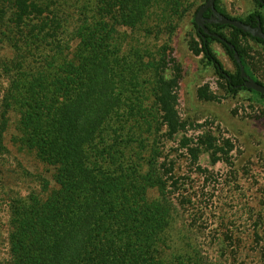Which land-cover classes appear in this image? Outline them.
Masks as SVG:
<instances>
[{
  "label": "trees",
  "instance_id": "obj_1",
  "mask_svg": "<svg viewBox=\"0 0 264 264\" xmlns=\"http://www.w3.org/2000/svg\"><path fill=\"white\" fill-rule=\"evenodd\" d=\"M252 1L264 10L258 0ZM66 2L0 0V29L8 33L14 52L0 63L11 83L0 115V209L5 206L8 216L7 257L0 264H221L197 243L198 237L214 234L233 261L241 259L243 244L227 218L218 230H207L215 217L198 209L186 217L191 225L180 228L177 203L170 198L173 189L174 202L182 194L179 183L155 163L154 129L163 126L165 136L172 138L186 128L178 114L179 65L167 47L151 61L137 53L127 60L121 50L118 28L134 32L146 27L148 11L157 8L161 17L170 18L160 33L170 36L176 28L172 19H180L189 0H115V5L110 0H75L70 10ZM215 9L252 27L259 22L264 32L259 11L230 17L219 0ZM192 25L195 37L189 49L213 67L225 92L234 97L249 91L264 100L244 87L234 59L236 52L245 75L264 86L249 58L252 50L264 51V41L228 25L205 24L208 34L196 27L194 18ZM213 44L223 49L234 72L223 67ZM37 46L48 48L41 67L34 55ZM146 71H153L152 106L142 98L141 90L150 89L140 84ZM197 97L217 99L207 85L197 90ZM190 142L181 139L193 162L206 153L213 164L229 163V140L221 144L204 132ZM18 156L46 169L48 178H41L39 192L21 194L19 185L30 172Z\"/></svg>",
  "mask_w": 264,
  "mask_h": 264
},
{
  "label": "rangeland",
  "instance_id": "obj_2",
  "mask_svg": "<svg viewBox=\"0 0 264 264\" xmlns=\"http://www.w3.org/2000/svg\"><path fill=\"white\" fill-rule=\"evenodd\" d=\"M62 1L59 0V3ZM66 1V6L70 10L75 0ZM205 2L206 0H189L187 9L182 12L180 19H172L176 28L170 36L160 33V29L165 23H169L170 18L161 17L160 9H150L145 19L146 27L134 32L118 28L120 39L123 41L121 50L123 58L127 60L131 54L137 53L143 61H151L152 58L159 57L163 47H167L170 59L175 60L181 69L177 89L178 114L186 123L185 131L168 138L165 136L163 126L154 129L158 137L155 163L161 172L164 169L170 171L182 192L176 202L173 200L177 195L174 189L170 194L173 204L177 203V221L180 228L182 229L186 223L191 225L186 221V217L198 209L215 217L211 223L206 224L207 230H218L221 221L225 222L227 218L232 222L230 226L243 244L241 259L233 261L230 250L226 249L225 243L215 234L206 239L197 238V243L205 254L210 260L219 261L221 264H264V224H259L264 217V100L249 91H241L234 97L230 96L221 87L223 81L216 76L213 67L206 66L202 56H195L190 51L189 45L195 37L192 20L197 8ZM110 4L115 5V0H110ZM219 6L234 18H244L255 11L264 15V10L258 8L252 0H219ZM74 17L71 16L70 19ZM8 37L5 29H0V63L10 60L14 55ZM37 47L39 50L34 55L38 59L37 66L41 67L43 65L41 59L48 52V48ZM52 48L51 51L56 50L55 45ZM213 49L223 67L234 72V66L223 49L217 44H213ZM249 58L256 68L255 77L264 84V51L252 50L249 52ZM1 67L0 65V115L1 105L11 85L9 77L2 73ZM171 67L170 61L169 68ZM147 71L146 75L144 73L142 76L140 84L147 89L150 85V89L141 92H145L142 94L144 103L152 106L154 92L150 83L153 80V71ZM169 74L167 71L165 75ZM204 85L209 87L217 98L216 101L198 99L197 90ZM9 118H12V114ZM9 129L10 126L5 127L6 132H9ZM204 132L215 136L221 144L225 140L231 142L233 147L229 153V163L219 161L213 164L211 157L206 153L201 154L197 162L192 161L186 149L182 148L181 139L183 136L190 138V144L193 145L196 137ZM151 154L145 156L150 157ZM18 160L26 171L30 172V176L24 173L22 180L24 184L19 185V188H22L21 194L26 195L29 191L39 192L41 178H48L46 169L33 163L26 156H18ZM11 163L15 165L13 161ZM196 166L202 167L205 172L196 171ZM189 200L192 201V205L188 204ZM7 219V210L4 206L0 209L2 259L7 257ZM256 231L259 236L257 239Z\"/></svg>",
  "mask_w": 264,
  "mask_h": 264
},
{
  "label": "water",
  "instance_id": "obj_3",
  "mask_svg": "<svg viewBox=\"0 0 264 264\" xmlns=\"http://www.w3.org/2000/svg\"><path fill=\"white\" fill-rule=\"evenodd\" d=\"M259 3L264 5V2L262 0H258ZM210 12V17L208 19H205L203 15L206 12ZM258 20V19H257ZM194 23L198 29H202L205 34H208V30L205 27V24H219V25H228L235 29H238L242 31L243 33L251 35L253 38L259 39L264 41V32L262 30V27L260 23L258 22L255 27H252L249 24H245L237 19H230L227 18L221 14H219L215 9V0H207L196 12L194 16ZM214 37H217L214 35ZM229 48L233 50V46L228 44ZM234 59L237 63V65L240 67V73L241 78L244 79V87L247 90L253 91L255 93H258L259 95L264 97V86L255 82L251 78L247 77L244 73L243 67L241 66L240 59L236 52H234Z\"/></svg>",
  "mask_w": 264,
  "mask_h": 264
}]
</instances>
